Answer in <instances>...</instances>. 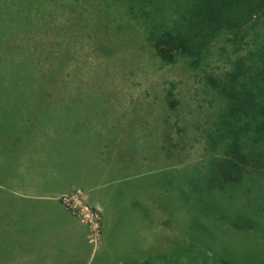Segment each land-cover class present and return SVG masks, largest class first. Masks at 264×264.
Here are the masks:
<instances>
[{
    "label": "rangeland",
    "instance_id": "374dc122",
    "mask_svg": "<svg viewBox=\"0 0 264 264\" xmlns=\"http://www.w3.org/2000/svg\"><path fill=\"white\" fill-rule=\"evenodd\" d=\"M169 1L161 5L165 24L174 16L168 8L188 0ZM233 1L242 5L230 18L236 22L256 7L255 0ZM106 2L87 0L86 7L76 9L81 12L63 17L76 32L64 31L52 16L48 28L27 36L33 74L43 81L33 84L41 97L28 103L59 117L57 127L44 120L43 132L59 133L57 148L68 170L75 168L78 186H69L56 201L84 229L94 255L88 264H264V169L250 168L231 185L218 177V165L211 161L215 121L224 107L208 77L220 79L230 69L235 58L230 40H239L241 32L218 34L192 68L185 55L162 61L149 29L118 3L108 14ZM260 21L242 41L264 32ZM31 135L29 144L21 147L18 140V152L12 151L20 166L14 158L0 159V211L13 205L22 208L20 214L24 208L52 207L47 201L8 200L7 188L19 182L24 189L29 181L34 187L40 177L30 169V155L42 139ZM97 136H103L100 143ZM73 194L81 206L75 213L60 202ZM110 208L119 217L105 224ZM105 226V236L113 232L107 241ZM0 242L6 247L8 236L0 233Z\"/></svg>",
    "mask_w": 264,
    "mask_h": 264
},
{
    "label": "trees",
    "instance_id": "16d2710c",
    "mask_svg": "<svg viewBox=\"0 0 264 264\" xmlns=\"http://www.w3.org/2000/svg\"><path fill=\"white\" fill-rule=\"evenodd\" d=\"M168 2L107 0L106 7L109 6V14L110 5L118 3L124 14L149 29L156 54L162 61L172 62L177 55H185L192 68L199 66L218 34L241 32L239 40H230L234 43L231 53L235 55L230 61V69L220 79L208 77L209 85L222 99L224 107L215 121L211 152H216V156L211 157V161L217 163V175L223 182L236 184L247 176L250 168L264 169V32L255 31L250 40L242 41L260 18L263 21L259 25L264 27V0H255L256 7L237 22L230 18L241 10L240 1L188 0L181 5L183 7L178 4L165 9L174 15L169 16V22L165 24L161 5ZM234 4L238 5L232 11ZM86 5L87 0H0V159L4 155L9 162L13 158L17 162L12 151L15 152L18 140L21 147L29 144L33 132L42 139L40 148L54 150L61 142L58 132L47 135L43 132L45 121L60 126L58 115H47L39 111L37 104L28 103L29 98L41 97L40 90L34 94L33 84L42 80L33 74L35 62L28 49L27 36L28 32L48 28L52 16L58 27L66 32H76V28L71 29L74 24H63L62 18H68L71 11L78 14L81 11L77 10ZM244 27L247 28L245 35L242 33ZM47 74L55 76L52 71ZM34 117L35 125L32 124ZM12 137V143H8L7 139ZM101 139L103 136H97L95 141L100 143ZM115 205L119 207V204ZM221 264L229 263L221 260Z\"/></svg>",
    "mask_w": 264,
    "mask_h": 264
},
{
    "label": "crops",
    "instance_id": "0c3cea01",
    "mask_svg": "<svg viewBox=\"0 0 264 264\" xmlns=\"http://www.w3.org/2000/svg\"><path fill=\"white\" fill-rule=\"evenodd\" d=\"M36 147L37 152L30 155V169L40 177L33 183L34 187H30L29 181V186H24V189L19 182L7 188L8 200L13 203L16 199L47 201L52 203V207L46 209L38 206L30 211L24 208L20 214L22 208L4 206L5 210L0 211V233L8 236V244L4 247L0 242V264H88L94 255L85 241L84 229L80 226L77 228L76 222L56 201L57 196L69 186H78L74 179V167L68 170V162L62 159L60 154L63 152H59L57 147L54 150L46 147L42 149L39 145ZM27 182L24 181V185ZM107 211L110 217H106L105 224L109 218V223L113 222L112 219L118 220L117 209L110 208ZM28 215L29 219H33L32 222L26 220ZM5 220H11L12 224L5 223ZM106 226L104 238L107 241L113 232L110 230V235L105 236ZM4 248L7 249L5 252Z\"/></svg>",
    "mask_w": 264,
    "mask_h": 264
},
{
    "label": "built area",
    "instance_id": "2783aa9c",
    "mask_svg": "<svg viewBox=\"0 0 264 264\" xmlns=\"http://www.w3.org/2000/svg\"><path fill=\"white\" fill-rule=\"evenodd\" d=\"M60 202L62 206L65 208V210L70 211L72 213H75L80 210V201L78 199V196L73 195H68V196H63L60 198ZM81 211V210H80ZM85 217V216H84Z\"/></svg>",
    "mask_w": 264,
    "mask_h": 264
}]
</instances>
